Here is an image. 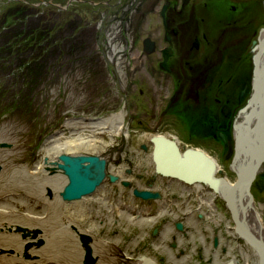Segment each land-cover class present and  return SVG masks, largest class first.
I'll list each match as a JSON object with an SVG mask.
<instances>
[{
    "label": "rangeland",
    "instance_id": "rangeland-1",
    "mask_svg": "<svg viewBox=\"0 0 264 264\" xmlns=\"http://www.w3.org/2000/svg\"><path fill=\"white\" fill-rule=\"evenodd\" d=\"M15 2L28 5L31 18L40 19L37 23L43 25L41 29H45L48 35L46 38L43 34L45 40L26 48L36 66L32 73L36 76L39 74V77H32L30 89L25 84L18 85L20 77L12 73V67L16 64L14 53L0 51V178L7 179L8 174L12 173L8 177L10 181L7 180L4 186L0 185V202L15 210L9 216L26 218L21 214L26 210L40 213L38 215H42L46 209L51 212L48 203L35 197L39 186L34 183V178L40 176L27 172L35 159L39 158L42 146L49 141L50 135L57 130L62 131L67 121L106 117L123 108L125 134L112 136L108 130L100 132L90 129L80 133L92 135L99 147L102 144L105 146H79L78 154L108 155L105 172L118 176L114 182L104 178L92 195L73 199L75 203L71 200L68 205L89 207L87 220L76 219L82 227L90 219L101 227L96 234H88L93 259L91 264H141L146 258H151L157 264H225L231 259L237 264H256L258 255L249 240L233 230L235 225L224 196L205 182L195 190V182L185 183L176 177L161 174L156 171L155 162L152 161L150 131L163 133L169 139L178 138L180 150L185 148L184 135H187V131L179 127L146 128L144 123L153 121L154 114L143 113L144 110L139 112L143 105L139 101L144 97L138 93L137 86L131 84L138 78L136 71H133L136 64L133 56H138L132 54L133 40L135 35L147 33L140 31L144 28L141 23L152 21L150 16L141 22L137 9L155 8L163 0H80L78 3L73 0H0V9ZM2 19L1 15L0 46L10 38L13 28L20 26L4 24ZM112 45L116 46L115 54ZM21 52L26 54L24 49ZM10 82L15 84V91L8 87ZM9 89L11 92L18 89L26 92L28 89L32 95L30 99L23 97L22 93H14L13 96ZM159 107L160 104L152 96V112L153 108L156 110ZM80 126L77 125L78 128ZM71 129L64 131V136H69ZM74 137L72 135L71 138ZM144 144L146 148L141 147ZM186 145L206 148L205 153L216 158L221 167L217 176H226L231 181L239 176L233 167L235 157L231 156L236 150L235 143L226 151H222L215 141L206 143L205 140L193 139ZM6 162H11V169H8L11 165ZM52 170H48L49 176L55 173ZM256 175L250 184L249 195L264 223L263 176ZM123 180L129 181L130 186H124L121 183ZM133 188L150 189L158 192L160 197L155 200L141 199L133 195ZM44 196L49 200L54 197L47 189ZM99 197H105L114 205L111 211L103 209L102 216L96 212V199ZM205 197L212 198L210 205L200 203V199ZM117 202L121 203L117 205ZM161 208L165 211L154 222L142 226L137 224L139 216L147 212L155 215ZM50 212H47L49 218L52 216ZM126 213L136 219L126 220ZM109 215L113 220H107ZM29 221L34 223L36 220L29 218ZM177 222L182 224L181 230L176 228ZM46 223L51 224L49 221ZM1 225L0 232L19 233L23 240L40 237L36 244L38 246L46 243L40 236L42 231L38 224H21L5 229ZM80 234L79 242L82 245ZM100 240L105 242L102 247L98 245ZM25 245L22 255L28 258L26 248L30 243L25 242ZM13 252L10 249L8 254ZM75 257L74 249L71 260H75ZM82 259V264H87L84 249Z\"/></svg>",
    "mask_w": 264,
    "mask_h": 264
},
{
    "label": "bare ground",
    "instance_id": "bare-ground-1",
    "mask_svg": "<svg viewBox=\"0 0 264 264\" xmlns=\"http://www.w3.org/2000/svg\"><path fill=\"white\" fill-rule=\"evenodd\" d=\"M78 3L80 0H73ZM89 2V1H88ZM90 3V2H89ZM152 5V4H150ZM12 6V5H10ZM10 6L5 7L4 9H0V17L4 15L6 9ZM181 7H186V0H163V2L155 8L151 7H143L140 9H137V15L138 19L141 20L143 18H148L152 16H157L156 20H159V17L163 19V22L165 20L166 12L169 10L170 13H176L178 10L181 9ZM261 4L258 2L255 5L251 4L249 8L253 9V14L256 13L257 8H260ZM3 12V13H2ZM262 12H260L261 14ZM151 14V15H148ZM247 15V14H246ZM38 19V18H36ZM158 24V21H157ZM29 28H24V31L28 30ZM12 35L14 36V39L18 40V43H22L25 37V34L21 36H16L12 31ZM139 43L132 46V54H137L135 49L138 46L143 45L144 51L146 57H151L156 55L152 47L147 48V43L150 41L149 38H145L143 40L141 37H136ZM195 40H198L197 37L194 38ZM259 46L256 53L257 58V69L255 70V99L256 101H252V109L255 110L256 114H259L260 121L255 122L254 120L247 121L248 118H244L246 114L242 112L240 120H238L235 130H234V138H235V145L236 150H234L233 157H235L233 161V167L238 172L239 176L235 178V180H230L226 176H217V173L219 170H221L220 165L217 162V159L210 156L213 159V162H215L214 170H213V176L210 177H204L202 178L201 172H205L204 169L199 167L200 165L204 164H198L199 162L195 160L194 158H191L187 156V159H181L179 157H175L172 154V150L166 144L163 139H169L165 134L163 133H156L150 131V138H155L158 142L156 144V141L152 142V150H151V158L152 161H154L153 156V150L154 145H159L158 147V153L156 161L159 163V166L162 168H177L180 171L178 173L180 174H192L195 177H200L202 179H194L190 182H195L197 187L195 190H198L199 187H201L202 183L205 182L208 185H211L215 192H218L225 198L228 196V198L231 200V207L232 211L234 212L236 216V220L238 223H236L239 227L233 229L234 231L242 230L245 236H249L243 239H248L249 243L254 248V252L258 255V261L259 264H264V223L261 217V214L259 210L257 209V205L252 201L251 197L249 195V191L247 189L245 178L242 176L245 175L247 172L251 171L253 168L255 169V175L257 170L260 168L262 158L258 159L259 157H263V151H264V73L261 72L260 68H264V28L261 30V36L258 40ZM6 40H4L3 43H5ZM38 41H36L37 43ZM210 48L212 47L211 43H208ZM3 47L6 46V44L2 45ZM0 46V50H3ZM26 46L25 44H22L18 47L14 48V51L16 50L17 53L14 57L15 63L17 65L12 67V73H17L20 77L18 81V85L20 83L27 85L30 89V84L33 83L32 77H39V74L33 75V71L36 68L33 61L31 60V55L27 53V49L24 48ZM195 48L196 43H195ZM24 49V52L26 54H21L22 50ZM112 49L114 50V54L116 53L117 49L115 45H112ZM143 55V56H144ZM166 56V54H165ZM135 63L143 62L140 57L133 56ZM163 67H166V64L164 62L161 63ZM260 67V68H259ZM147 68V65H146ZM151 69L146 70L145 72H149ZM143 72V70L141 69ZM42 75V74H41ZM151 75V73H150ZM144 78V77H142ZM16 81V80H13ZM21 81V82H20ZM14 83V82H13ZM12 82L8 85V87L13 88L15 91L17 88H14ZM6 87V90L8 89ZM20 89V88H19ZM17 90L16 92H11L9 89V92H11V95L14 96V93L19 94L22 93L24 96L27 97V99H30V96L32 93L29 92L27 89L26 92H22L20 90ZM19 107H21L20 103L18 104ZM124 110L123 108L118 109L112 113H110L106 117H85L80 118L77 121H67L64 123L63 130H57L52 135H50L49 141H46L44 145L42 146V149L39 153V158L35 159L33 166H30V171H27L32 176H36L37 174L40 177L34 178V183H38L39 190L38 193L35 194V197L37 200H43L46 202V204L49 206L48 211L47 209L45 212H50L52 216H49V213L43 212L42 215H38L40 213H32L29 210L24 211L21 213L24 215V217H17V218H11L9 214L12 212H15L12 208L8 207L6 204H3L0 202V221L4 223L2 224V228L5 229L9 226H17L21 224H26L27 226H33L38 224L40 227L42 234L40 235L44 240L45 244H42L41 246L36 245L40 237H30V240H23L19 233L14 232H6L2 231L0 232V264H82V251L84 247L79 242V233H83L84 235L88 234H96L98 229L101 227L98 225V223L94 220H91L87 223L86 226H81L77 222V218H81L84 222L87 220L89 213V207L78 205L76 206H68L71 200H65L62 198L63 188L65 184L67 183L68 179L66 175L63 173L61 169H53V167L56 165L55 161L58 160V155L67 154L72 156H98L100 159L104 160V165L108 164L107 162V156L99 155V154H78V147L79 146H93L102 148L105 145H101L100 147L96 144V141L92 135H80V133L86 129L90 130H98L100 132H103V130H108L109 133L112 136H118L121 134H125L126 132V126L124 125ZM255 119V118H254ZM82 125L80 128L77 127V125ZM69 136H64V131L70 130ZM185 131L188 133V129L186 128ZM82 134V133H81ZM75 136L74 138H71ZM71 136V137H70ZM62 137V138H61ZM159 137L162 138V140L159 139ZM224 138V136H222ZM174 137L172 140L176 143L178 150L180 154L182 155L183 152L187 149H195L193 145H186L189 141L185 140V148L180 150V144L179 139ZM48 140V139H47ZM184 141V140H181ZM262 143V144H261ZM145 145V144H144ZM142 146V148H146L145 146ZM151 145V146H152ZM200 148V150H207L204 147H196ZM72 151V152H71ZM206 152V151H205ZM256 153L258 156L256 157ZM209 156V155H208ZM195 160V161H194ZM230 161V158H229ZM155 162V161H154ZM11 162H6V164H10ZM198 164V166H197ZM12 168V164H10ZM204 167V166H203ZM198 168H201L198 170ZM28 169V167H27ZM55 171V173L52 174V176H49L50 171ZM25 170V169H24ZM202 170V171H201ZM177 172V171H176ZM246 172V173H245ZM129 173V172H128ZM161 173V172H159ZM108 173L105 172V177L109 179ZM162 174V173H161ZM115 175V174H113ZM12 176V173L8 174L6 177L7 179L0 178V185L4 186V184H7L8 177ZM66 180H65V178ZM242 177V179H241ZM255 177V176H254ZM253 177V179H254ZM128 180V178H127ZM239 180V181H238ZM10 181V180H8ZM103 181V179H102ZM100 182L97 187L96 191L101 186L103 182ZM110 181V179H109ZM112 182V181H110ZM185 182V183H190ZM239 182V183H238ZM122 183V182H121ZM203 187V186H202ZM24 188V187H23ZM49 190L53 193L54 197L49 200L44 196V191ZM204 189H202V192ZM208 193V191H207ZM106 195V192H105ZM85 197L82 196L81 199H84ZM63 199V200H62ZM97 201V210L96 212H99V215L102 216L103 209H106L109 211L113 210L114 205L108 202V199L105 197H99ZM155 200V199H153ZM73 202L75 200H72ZM212 198L211 197H205L203 199H200L201 204L210 205ZM68 202V203H67ZM75 203V202H74ZM121 202H117V205ZM228 206V204H227ZM144 211V210H142ZM164 208L159 209L158 213L155 215H151L147 212L145 215H141L138 217V225L142 226L144 224H151L154 222V220L164 212ZM207 215V214H206ZM207 217V216H206ZM29 218L31 220H36L34 223H31L29 221ZM90 218V217H89ZM51 219V221L49 220ZM135 220L136 218L132 215L129 216L126 213V220ZM208 219V217H207ZM108 221L113 220V217H110V215L107 217ZM49 221L51 224L46 223ZM56 223V225H54ZM77 228H76V227ZM75 228V229H74ZM239 228V230H238ZM230 233H233L232 230H230ZM242 233H240V236H244ZM89 236V235H88ZM90 237V236H89ZM25 242H29L30 245L28 249L26 248L27 252L29 253L28 258H24L22 255V248H24ZM105 244L103 240H100L98 242V245L102 247ZM13 250L14 252L12 254H8L9 250ZM74 249L76 251L77 257H75V260H71V257L73 256ZM85 250V249H84ZM148 257V255H145ZM147 259V260H146ZM145 261H142L141 264H157L155 263L151 258H146ZM72 261V262H71ZM230 264H237L234 260H230ZM228 263V264H229ZM249 264V263H248Z\"/></svg>",
    "mask_w": 264,
    "mask_h": 264
},
{
    "label": "flooded vegetation",
    "instance_id": "flooded-vegetation-1",
    "mask_svg": "<svg viewBox=\"0 0 264 264\" xmlns=\"http://www.w3.org/2000/svg\"><path fill=\"white\" fill-rule=\"evenodd\" d=\"M258 2L261 7L252 15L249 6ZM156 17L141 23L140 31L147 33L133 40L135 45L140 42L136 37L149 38L147 48L156 54L146 57L143 45L135 49L143 61L133 65L138 78L131 82L144 97L139 112L154 114L153 121L144 123L146 128H187L185 140L215 141L226 151L235 143L239 117L260 121L251 103L256 101V53L264 28V0H186V7L178 12L168 10L164 22ZM260 70L264 73V68ZM152 96L160 104L153 112ZM261 158L256 174L263 176L264 185V151Z\"/></svg>",
    "mask_w": 264,
    "mask_h": 264
},
{
    "label": "water",
    "instance_id": "water-1",
    "mask_svg": "<svg viewBox=\"0 0 264 264\" xmlns=\"http://www.w3.org/2000/svg\"><path fill=\"white\" fill-rule=\"evenodd\" d=\"M160 140H162L161 137H159ZM152 141H156V144H158L157 140L152 138ZM163 141L168 144L170 149L172 150V154L175 157H179L181 159H187V156L194 158L197 160L199 163L198 164H204L200 165L199 167L202 166L205 172H201L202 178L204 177H210L213 176V170L215 166V162H213V159L208 156L203 150H200L198 148L195 149H187L183 152L181 155L176 143L172 139H163ZM159 147V145H157ZM154 145V150H153V156H154V161H155V169L156 171H159L163 174L170 175L173 177L178 178L179 180H182L184 182H190L194 179H202L200 177H195L192 174H180L178 173L180 170L177 168H162L159 166V163L156 161L157 158V153H158V147ZM58 160L55 161V166L53 169H61L63 173L66 175L68 181L64 186V190L62 193V198L65 200H73V199H78L81 198L82 196H90L94 191L96 190L97 185L104 179L105 177V165H104V160L100 159L98 156H72V155H67V154H60L58 155ZM194 160V161H195ZM197 164V166H198ZM204 166V167H203ZM201 168H198V170ZM177 171V172H176ZM255 176V169L253 168L249 173L247 172L245 175L242 177L245 178V183L247 185V189L250 192V184L253 181V177ZM108 177L110 181L114 182L118 179V176L113 175V174H108ZM241 177V179H242ZM239 181V180H238ZM239 183V182H238ZM122 184L124 186H129L130 182L127 180H123ZM132 193L134 196L139 197L141 199H156L160 197V194L158 192H152L150 189H138V188H133ZM226 202L228 204V207L231 211V216L236 228V216L234 212L232 211L231 207V200L228 198V196L225 198ZM176 227L178 229H182V224L180 222L176 223ZM237 227H239L237 225ZM239 230V228H238ZM237 231V230H236ZM35 232V231H34ZM237 233L240 235V233H243L242 230L237 231ZM244 238L249 237V236H242ZM80 239L82 241V245L85 249L86 252V259L85 262L87 264H91L93 259L90 255L91 253V247L88 243L90 237L88 235H84L83 233L80 234ZM215 245H216V240H215ZM230 260L225 263L228 264ZM230 264V263H229Z\"/></svg>",
    "mask_w": 264,
    "mask_h": 264
},
{
    "label": "trees",
    "instance_id": "trees-1",
    "mask_svg": "<svg viewBox=\"0 0 264 264\" xmlns=\"http://www.w3.org/2000/svg\"><path fill=\"white\" fill-rule=\"evenodd\" d=\"M29 6L22 3V2H15L12 4V6L8 7L3 15V19L2 22H4V24L10 23V24H16V25H20V26H15L13 28V33L17 36H21L23 34H25L24 40L22 43H18L17 39H14V36L11 34L9 39H5L6 42L4 44H6V46H2L1 48L3 50H9V52H13L14 56H17L16 53L17 51H14L15 47H18L22 44H25L26 46H24V48L30 47L32 48L34 45L41 43V41L45 40V37L43 36V34L46 36L47 38V31L45 29H41L43 28V25H40L39 21L40 19H33L31 18L30 15L31 12H29ZM29 28L28 30H26V32L24 31V28ZM33 28V29H31ZM46 28V27H45ZM9 30V29H8ZM34 30V31H33ZM4 34H6V32H4ZM36 41H38L36 43ZM33 44V46H32ZM2 50V51H3ZM1 51V50H0ZM17 65V64H15Z\"/></svg>",
    "mask_w": 264,
    "mask_h": 264
}]
</instances>
